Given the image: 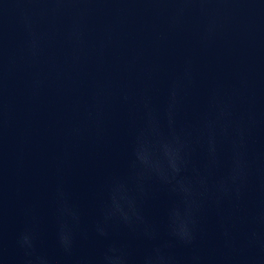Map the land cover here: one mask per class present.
<instances>
[{"label": "water", "instance_id": "obj_1", "mask_svg": "<svg viewBox=\"0 0 264 264\" xmlns=\"http://www.w3.org/2000/svg\"><path fill=\"white\" fill-rule=\"evenodd\" d=\"M0 264H264V0H0Z\"/></svg>", "mask_w": 264, "mask_h": 264}]
</instances>
